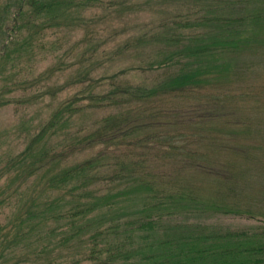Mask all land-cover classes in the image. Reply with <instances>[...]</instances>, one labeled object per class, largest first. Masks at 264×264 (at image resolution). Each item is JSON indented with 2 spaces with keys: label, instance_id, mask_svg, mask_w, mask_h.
<instances>
[{
  "label": "trees",
  "instance_id": "1",
  "mask_svg": "<svg viewBox=\"0 0 264 264\" xmlns=\"http://www.w3.org/2000/svg\"><path fill=\"white\" fill-rule=\"evenodd\" d=\"M248 4L14 0L1 59L18 50L30 65L50 58L46 81L67 64L72 77L44 94L74 92L0 167V264H195L207 252L177 241L173 226L195 208L182 174L213 169L201 159L200 122L215 115L220 97L206 87L215 66L248 39L240 32ZM114 13L153 19L114 46L119 34L106 29ZM77 30L83 38L65 45L62 33ZM41 80H11L8 91ZM5 175L11 180L2 182Z\"/></svg>",
  "mask_w": 264,
  "mask_h": 264
},
{
  "label": "rangeland",
  "instance_id": "2",
  "mask_svg": "<svg viewBox=\"0 0 264 264\" xmlns=\"http://www.w3.org/2000/svg\"><path fill=\"white\" fill-rule=\"evenodd\" d=\"M248 1L245 12L250 17L240 29L248 39H241L232 55H225L222 64L215 66L212 85L206 87L220 97L215 115L200 122L204 133L199 142L201 159L213 169L191 167L182 174L186 203L195 202V208L178 216L173 236L177 233L175 239L184 245L197 242L207 249L195 264H264V0ZM13 4L14 0H0V73L5 70L0 90L8 85L0 95V167L26 148L31 135L47 121L53 105L58 106L56 103L74 92L69 87L57 98L44 94L48 84H65L72 77L70 67L65 70L67 64L46 81L50 58L40 60L38 56L30 65V58L19 59L18 50L10 62L1 59L14 25ZM107 17L109 35L114 30L119 34L114 46L132 33L139 35V26L153 19L121 13ZM62 35L68 46L83 38L84 31H74L68 38ZM93 40L83 41V45L95 43ZM32 66L34 71L30 72ZM32 73L42 77L41 82L8 91L11 80L25 81ZM7 178L5 175L2 182ZM260 252L263 257L256 262Z\"/></svg>",
  "mask_w": 264,
  "mask_h": 264
}]
</instances>
